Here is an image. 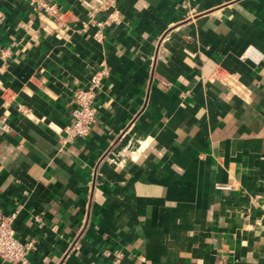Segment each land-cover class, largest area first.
<instances>
[{
    "label": "crops",
    "instance_id": "0c3cea01",
    "mask_svg": "<svg viewBox=\"0 0 264 264\" xmlns=\"http://www.w3.org/2000/svg\"><path fill=\"white\" fill-rule=\"evenodd\" d=\"M36 1L0 0V211L32 241L0 264H262L264 0H116L100 39L81 0Z\"/></svg>",
    "mask_w": 264,
    "mask_h": 264
},
{
    "label": "built area",
    "instance_id": "2783aa9c",
    "mask_svg": "<svg viewBox=\"0 0 264 264\" xmlns=\"http://www.w3.org/2000/svg\"><path fill=\"white\" fill-rule=\"evenodd\" d=\"M81 1L87 9V17L82 22L84 25H94L95 28L91 34L94 38L100 39L102 37V27L104 23L108 20H115L117 18L118 9L116 6V0ZM34 7L41 8L45 13L55 14L57 17L59 16L57 8L53 2L37 0L34 3ZM101 10H108L106 19H94L93 13ZM3 53H5V49L3 50ZM241 56L250 58L254 62H258L261 58V53L257 48L250 45L243 50ZM106 72L103 63L100 62L99 67L90 73L87 84L76 89L74 92L73 104L69 109L68 120L64 125V131L67 137H83L89 132L91 125L95 121V91ZM224 187H229V184H224ZM16 211V209H13L9 213H2L0 211V258L11 263H24L26 255L32 246V241H22L14 235L12 220L14 219ZM119 256L120 254L118 252L114 253L112 264H119ZM262 264H264V262Z\"/></svg>",
    "mask_w": 264,
    "mask_h": 264
}]
</instances>
